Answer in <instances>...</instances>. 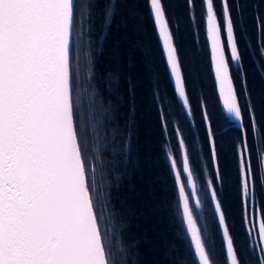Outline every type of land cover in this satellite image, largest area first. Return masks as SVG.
<instances>
[{
    "label": "trees",
    "instance_id": "1",
    "mask_svg": "<svg viewBox=\"0 0 264 264\" xmlns=\"http://www.w3.org/2000/svg\"><path fill=\"white\" fill-rule=\"evenodd\" d=\"M77 3L74 101L79 123L87 129L86 156L109 264H199L185 227L171 160L176 161L213 264H227V258L209 181L221 202L238 259L242 264H261L257 230L264 220V0H229L241 54L239 63H229L243 131L219 99L201 0H193L192 5L188 0H162L191 115L175 92L147 0ZM214 4L223 28L221 0ZM250 117L255 118V132L249 127ZM244 131L253 170L247 206L239 184ZM184 155L200 210L183 172Z\"/></svg>",
    "mask_w": 264,
    "mask_h": 264
},
{
    "label": "snow or ice",
    "instance_id": "2",
    "mask_svg": "<svg viewBox=\"0 0 264 264\" xmlns=\"http://www.w3.org/2000/svg\"><path fill=\"white\" fill-rule=\"evenodd\" d=\"M147 3L175 81V92L184 108L190 109L162 0ZM188 3L192 5L193 0ZM221 4L223 28L214 0H201L206 38L219 99L228 116L241 122L243 131L242 108L229 63H239L241 54L229 0H221ZM78 8L77 0H0V264H109V246L101 231L86 156L87 129L79 123V106L74 101L73 31ZM249 127L257 131L254 117H250ZM207 134L212 137L211 126ZM242 143L239 184L247 206L253 170L247 160L246 131ZM180 147H184L183 140ZM212 157L215 160L214 142ZM172 168L176 171L175 160ZM183 172L195 197L187 155L183 157ZM175 182L199 264H213L179 171ZM208 187L223 228L227 264H242L211 181ZM196 207H200L199 199ZM259 236L264 241V220Z\"/></svg>",
    "mask_w": 264,
    "mask_h": 264
},
{
    "label": "rangeland",
    "instance_id": "3",
    "mask_svg": "<svg viewBox=\"0 0 264 264\" xmlns=\"http://www.w3.org/2000/svg\"><path fill=\"white\" fill-rule=\"evenodd\" d=\"M235 63V62H234ZM236 64V63H235ZM178 98H179V96H178ZM180 99V98H179ZM181 101V100H180ZM182 102V101H181ZM183 103V102H182ZM186 109V108H185ZM187 111L189 110V109H186ZM84 119V118H83ZM186 176H187V174L186 173H184ZM189 189H190V191H191V193L193 192V189L191 188V187H189ZM195 192H196V187H195ZM193 197V196H192ZM198 199V197H197V194H196V196L195 197H193V200H194V203H195V206H196V200ZM200 208H201V206L199 207V208H197L198 210H200ZM257 236H258V240H259V243H260V247H261V249L262 248H264V241H262L261 240V238H260V236H259V228H258V230H257ZM262 254H263V257H264V252H262Z\"/></svg>",
    "mask_w": 264,
    "mask_h": 264
},
{
    "label": "water",
    "instance_id": "4",
    "mask_svg": "<svg viewBox=\"0 0 264 264\" xmlns=\"http://www.w3.org/2000/svg\"><path fill=\"white\" fill-rule=\"evenodd\" d=\"M163 46V45H162ZM166 55V54H165ZM238 126H241L240 125V123H238ZM172 161L173 160H171V167H172ZM172 171H173V174H174V177H175V180H176V171H178L177 170V168H176V171H174L173 170V168H172ZM177 189H178V187H177ZM178 193H179V190H178ZM253 214H254V212H253V199H252V210H251V224H253L252 222H253V220H252V218H253ZM184 223H185V221H184ZM185 227H186V230H187V224L185 223ZM221 230H222V234H223V228L221 227ZM187 233H188V230H187ZM188 235H189V238H190V241H191V236H190V234L188 233ZM223 238H224V236H223ZM192 243V242H191ZM224 243H225V246H226V242H225V240H224ZM194 248V247H193ZM195 250V249H194ZM197 257V256H196ZM197 260H198V258H197ZM198 262H199V260H198Z\"/></svg>",
    "mask_w": 264,
    "mask_h": 264
}]
</instances>
